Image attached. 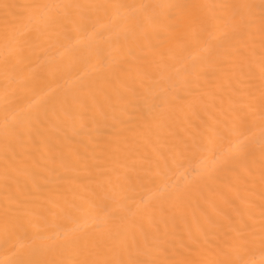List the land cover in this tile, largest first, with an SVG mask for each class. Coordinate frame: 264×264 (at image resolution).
<instances>
[{"label":"bare ground","instance_id":"6f19581e","mask_svg":"<svg viewBox=\"0 0 264 264\" xmlns=\"http://www.w3.org/2000/svg\"><path fill=\"white\" fill-rule=\"evenodd\" d=\"M0 264H264V0H0Z\"/></svg>","mask_w":264,"mask_h":264}]
</instances>
